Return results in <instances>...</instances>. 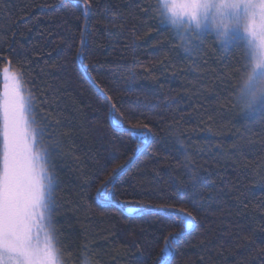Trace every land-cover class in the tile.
I'll return each mask as SVG.
<instances>
[{"label": "trees", "instance_id": "trees-1", "mask_svg": "<svg viewBox=\"0 0 264 264\" xmlns=\"http://www.w3.org/2000/svg\"><path fill=\"white\" fill-rule=\"evenodd\" d=\"M159 5L0 0V103L10 66L50 174L58 253L64 264H264V113L237 97L243 45L185 51ZM2 128L0 111V158Z\"/></svg>", "mask_w": 264, "mask_h": 264}, {"label": "snow or ice", "instance_id": "snow-or-ice-1", "mask_svg": "<svg viewBox=\"0 0 264 264\" xmlns=\"http://www.w3.org/2000/svg\"><path fill=\"white\" fill-rule=\"evenodd\" d=\"M252 4H258V8L251 13L248 32L264 41V0H250L246 6ZM214 6L219 11L221 8L226 10L239 7V4L231 0H223L219 5L212 0H192L184 9V15L189 22H201L208 18V13ZM172 14L177 19V13L172 11ZM3 89V100L0 103L3 116V153L0 158V264H59L50 243L41 250L35 242V236L31 234L32 226L38 227L39 220L44 221L45 227L55 230L54 207L46 199L43 170L39 167L37 155L32 151V137L24 131L25 104L19 84L15 80L10 84L6 76ZM144 128L141 136H150L147 125ZM114 179L115 177L109 184ZM107 187L106 185L98 193V197L109 198ZM181 215L191 216L190 213L183 212ZM175 239L176 236L173 235L171 240Z\"/></svg>", "mask_w": 264, "mask_h": 264}, {"label": "rangeland", "instance_id": "rangeland-1", "mask_svg": "<svg viewBox=\"0 0 264 264\" xmlns=\"http://www.w3.org/2000/svg\"><path fill=\"white\" fill-rule=\"evenodd\" d=\"M162 2L170 3L172 7V11H175L177 13V20L179 22L187 21L189 25L193 22V21L189 22L188 17L184 15V9L188 4L192 2V0H159V4H161ZM212 2L214 4H217L223 2V0H212ZM231 2H235L239 4V7L228 8L225 10L224 13L225 16L228 17L229 22L232 24L234 28V34L232 37L233 42L231 44L235 42L239 44L242 43L245 54L249 60V69L247 75L245 76V78L243 79L240 85L237 97L239 101L242 103V105L246 107L254 116H259L261 113H264V66H258L255 69H253L250 61V59L252 58L251 51L249 54L247 50V48L251 50V48L253 47L251 45L250 34L246 31V27L249 24V20L251 16L250 10L246 7V4L250 2V0H231ZM214 12H215V8L213 7L210 9L208 16L212 15ZM209 42L219 43L214 38L213 34L207 31V29L205 28L203 35L196 40V43L191 50L194 53H196L197 56H200L203 54L204 45ZM262 43H264V41H262ZM6 69L7 72L5 71ZM6 76L10 84L13 83L14 80L19 84L21 95L23 97L25 104L24 131L27 134L31 135L32 137V145H31L32 151L34 154L37 155L39 167L43 170V181L46 186L45 188L46 199L48 200V193L51 188L50 174L45 165L44 152L41 148H39L37 144L36 132L30 119L29 95L25 92L23 88L20 75L16 71H14L10 66H5L3 68V85ZM2 141H3V128H2ZM2 153H3V146H2ZM1 158H2V154H1ZM33 218L35 219V217ZM37 225L38 227L32 226V231H31V234L34 235L36 238L35 242L40 246L41 250L50 243L51 247L55 251L57 259L60 261V264H64L62 262V259L58 253V250L54 242L53 230L45 227V223L43 220L37 221Z\"/></svg>", "mask_w": 264, "mask_h": 264}, {"label": "clouds", "instance_id": "clouds-1", "mask_svg": "<svg viewBox=\"0 0 264 264\" xmlns=\"http://www.w3.org/2000/svg\"><path fill=\"white\" fill-rule=\"evenodd\" d=\"M219 4L220 3H217L216 5ZM159 7L165 21L169 24L173 31L177 32L178 38L182 41V45L185 51H191L192 47L196 43V40L203 35L205 28L207 29V31L213 34L214 38L222 46L228 47L233 42L232 37L234 34V28L229 22L228 17L225 16V10L223 8L217 11V7L214 6L215 12L212 15L208 16L206 21L203 20L201 22H198L194 20L189 25L187 21L179 22L176 18L173 17L172 7L170 3L162 2ZM246 7L250 10V13H252L256 8H258V4L247 5ZM246 31L248 32V25L246 27ZM250 37L251 45L253 47L251 48V50H249L248 48L247 50L249 54L251 51L252 58L250 59V61L252 68L255 69L258 66H264V43H262L259 36H253L250 34ZM89 264H91V261H89Z\"/></svg>", "mask_w": 264, "mask_h": 264}]
</instances>
